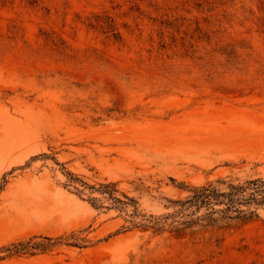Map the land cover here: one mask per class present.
Returning a JSON list of instances; mask_svg holds the SVG:
<instances>
[{
    "label": "rangeland",
    "instance_id": "obj_1",
    "mask_svg": "<svg viewBox=\"0 0 264 264\" xmlns=\"http://www.w3.org/2000/svg\"><path fill=\"white\" fill-rule=\"evenodd\" d=\"M66 170L156 214L186 184L264 175V0H0V256L90 239L0 264H264V209L156 233Z\"/></svg>",
    "mask_w": 264,
    "mask_h": 264
},
{
    "label": "trees",
    "instance_id": "obj_2",
    "mask_svg": "<svg viewBox=\"0 0 264 264\" xmlns=\"http://www.w3.org/2000/svg\"><path fill=\"white\" fill-rule=\"evenodd\" d=\"M69 185L79 196L88 200L95 208H113L125 212L130 227H141L163 233L167 230L184 233L196 228L209 226H229L246 222L260 216L264 209V175L247 178L244 181L218 179L202 184L181 186L189 191L184 197L169 198L168 210L162 213H149L140 207L136 198L118 193L117 181L90 183L71 170H66ZM219 183H227L221 187ZM89 191V192H88ZM98 192L99 195H94ZM88 194V195H86ZM109 201V203H106ZM131 229V228H127ZM41 238V240H35ZM65 241L79 247L88 246L90 239L80 233L63 236L35 235L27 240H19L4 247L5 255L49 250ZM5 255H1L3 258Z\"/></svg>",
    "mask_w": 264,
    "mask_h": 264
}]
</instances>
